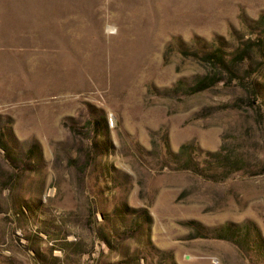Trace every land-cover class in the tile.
<instances>
[{
	"label": "rangeland",
	"instance_id": "374dc122",
	"mask_svg": "<svg viewBox=\"0 0 264 264\" xmlns=\"http://www.w3.org/2000/svg\"><path fill=\"white\" fill-rule=\"evenodd\" d=\"M26 1L0 0V264H264V0Z\"/></svg>",
	"mask_w": 264,
	"mask_h": 264
},
{
	"label": "bare ground",
	"instance_id": "6f19581e",
	"mask_svg": "<svg viewBox=\"0 0 264 264\" xmlns=\"http://www.w3.org/2000/svg\"><path fill=\"white\" fill-rule=\"evenodd\" d=\"M28 1V0H27ZM26 1V2H27ZM51 2L53 1V0H50ZM10 2V1H9ZM32 2V1H31ZM33 2L35 3V6L36 7H38V10H37V16H39V17H42L43 16V11H44V9L46 8L45 6H44V4H43V0H33ZM29 3L28 4V8L29 9H31L32 8V6H34V3ZM58 2V1H57ZM17 3V2H16ZM47 3V2H46ZM54 3V2H53ZM12 4V3H11ZM33 4V5H32ZM2 5V4H1ZM13 5V4H12ZM21 5V4H20ZM19 5V6H20ZM46 5V4H45ZM48 5V4H47ZM50 5V4H49ZM48 5V6H49ZM55 5V4H54ZM15 6V5H14ZM19 6H18V8H19ZM24 6H26L25 4H24ZM23 6V7H24ZM51 6H53V5H51ZM51 6H49V7H51ZM57 6V5H56ZM56 6H54L53 8H55ZM65 6V5H64ZM49 7H47V8H49ZM21 8H22V6H21ZM17 9V8H16ZM56 9V8H55ZM26 10V9H25ZM24 10V11H25ZM161 10V9H160ZM14 11V10H13ZM32 11H33V9H32ZM27 12H28V10H27ZM16 14V13H15ZM84 14V13H83ZM44 17V16H43ZM47 19V18H46ZM67 19V18H66ZM83 22V21H82ZM109 29H112L111 27H109ZM141 29V28H140ZM142 30V29H141ZM145 31V30H144ZM117 33V32H116ZM141 33V32H140ZM144 36V35H143ZM10 37V36H9ZM26 37V36H25ZM123 39V38H122ZM123 41V40H122ZM94 42V41H93ZM80 43V42H79ZM109 43V42H108ZM27 47V46H26ZM86 47V46H85ZM84 47V48H85ZM88 47V46H87ZM152 47V46H151ZM85 49H87V48H85ZM39 50V49H38ZM88 51V50H87ZM141 51V50H140ZM29 52V51H28ZM28 58V57H27ZM140 60V59H139ZM4 66V65H3ZM129 67V66H128ZM2 70V69H1ZM8 70V69H7ZM144 73V72H143ZM58 77V76H57ZM3 80V79H2ZM128 82V81H127ZM2 84V83H1ZM40 86V85H39ZM6 89V88H5ZM1 90V89H0ZM29 94V93H28ZM31 95V94H30ZM38 95V94H37ZM67 100V99H66ZM66 104V103H65ZM71 107V106H70ZM66 108V107H65Z\"/></svg>",
	"mask_w": 264,
	"mask_h": 264
},
{
	"label": "trees",
	"instance_id": "16d2710c",
	"mask_svg": "<svg viewBox=\"0 0 264 264\" xmlns=\"http://www.w3.org/2000/svg\"><path fill=\"white\" fill-rule=\"evenodd\" d=\"M211 57L212 58H215L216 56H215V53L213 54H211ZM212 81V80H211ZM211 84H213V82H208V81H206L205 79H200V80H198L197 82H196V88L194 89L195 91H200V90H203V89H205V88H207L208 86H210Z\"/></svg>",
	"mask_w": 264,
	"mask_h": 264
}]
</instances>
